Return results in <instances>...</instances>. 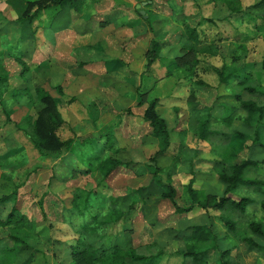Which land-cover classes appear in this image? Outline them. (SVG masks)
<instances>
[{"label": "rangeland", "instance_id": "obj_1", "mask_svg": "<svg viewBox=\"0 0 264 264\" xmlns=\"http://www.w3.org/2000/svg\"><path fill=\"white\" fill-rule=\"evenodd\" d=\"M258 1L241 0L243 9L253 15L242 21L231 15L220 0H88L83 13L74 12L71 27L62 32L51 27L52 10L43 13L34 24L36 38L20 45L29 67L26 77L21 75L23 64L8 50L5 53L3 63L10 74L5 99L9 106L5 108L0 103V198L14 193L18 196L17 206L36 222L40 240L15 244L10 236L19 233L24 237L26 233L0 226V246L12 249L0 252V262L71 264L70 248L78 235L65 222V214L76 211L70 217L80 226L90 217L83 210L85 201L81 202L86 196L99 208L105 206L97 219L106 222L105 229L112 237L108 246L118 244L125 250L135 247L139 254L163 251L158 264H195L182 255L189 241L184 235L193 226L208 225L217 233L219 249H232L238 264H264L260 254L228 234L219 211L195 207L179 215L174 203L162 197L179 152L182 160L171 180L178 189L176 203L191 205L185 186L192 177L198 187L205 186L208 194H224L226 184L219 179L213 163L229 147L218 135L211 141L200 138V125L209 116L213 130H242L254 135L259 128L264 140V119L250 127L240 120L230 127L218 124V115L227 113L229 106H240L241 100L220 82L215 70L226 65L229 71L262 60L264 33L257 25L263 23L260 17L264 13L255 7ZM186 24L197 29L199 41L190 37ZM19 27L15 12L3 2L0 31L13 40L19 36ZM156 42L162 58L148 65V54ZM191 45L196 50L189 54ZM185 54L184 59L171 64ZM195 57L199 64L192 76L187 63ZM257 67L254 65L246 81L262 88ZM198 80L207 84H198ZM26 86L30 88L27 97L13 104L14 89ZM37 87L60 99L65 122L59 135L64 141L70 140L60 151L47 153L38 149L15 124L35 116L43 107L36 96ZM58 87L69 97L62 96ZM234 90L243 99H258L240 86ZM154 97L160 100L158 110L167 119L171 135L168 152L156 161L152 158L158 144L143 118L148 101ZM141 99L145 101L142 105ZM109 137H116L114 148L100 154ZM252 142L251 138L236 137L228 144L242 148L236 162L248 156L247 146ZM252 154L262 159L264 149L254 147ZM109 157L123 164L104 179L102 164ZM88 167L87 173L80 171ZM256 175L264 177V165ZM241 193L258 202L240 221H264L260 205L264 196L251 190ZM74 200L80 201L79 209H74ZM12 206L10 202L0 207V217L5 219ZM119 211H124L125 216L113 221ZM254 237L264 243V239ZM214 249L208 252L204 264H218L219 251ZM127 263L145 264L131 258Z\"/></svg>", "mask_w": 264, "mask_h": 264}, {"label": "trees", "instance_id": "obj_2", "mask_svg": "<svg viewBox=\"0 0 264 264\" xmlns=\"http://www.w3.org/2000/svg\"><path fill=\"white\" fill-rule=\"evenodd\" d=\"M225 3L231 15L244 21L248 13L243 9L241 0H220ZM5 2L16 14L17 23L19 24V36L13 40L8 39L7 34L0 31V103L6 108L8 103L5 99L6 93L9 91V78L10 74L5 69L3 59L7 50L9 54L13 56L18 62L23 64L21 75L26 77L29 72V67L23 60L20 45L27 40H33L36 38V31L34 24L41 18L46 10H52L51 13V27L56 32H62L69 29L72 25L74 12L83 13L88 0H0L1 6ZM255 7L262 8L264 13V0H259ZM253 16V15H250ZM263 21L260 25H257L258 29L264 33V14L260 17ZM213 21L212 19H209ZM181 21V20H180ZM186 30L190 37L196 42L199 41L197 35V29L195 27L185 25ZM256 27V28H257ZM264 39V35H263ZM241 45H244L243 43ZM240 47H243L241 46ZM239 47V46H238ZM160 46L158 42L155 43L154 48L148 54L149 63L153 64L159 56ZM194 45H191L188 49V53H194ZM203 52H211L208 49H203ZM181 56L171 61V64L178 62L179 59H184ZM238 58V57H236ZM188 64L190 74L194 75V70L199 64L198 58H193L191 63ZM257 65L256 72H258L259 85L262 88H258L255 83L247 82L251 76V69ZM218 73L219 80L225 86L234 91L233 94L241 100V105L227 107V113L218 115V124L222 123L227 126H231L235 120L242 121L245 126L250 127L264 119V100H260L259 97H264V53L263 58L258 63H245L240 67H234L228 71L226 65L222 67H215ZM198 84L205 85L203 80L196 81ZM240 86L241 90L249 91L253 95H256L258 99H243L240 93H236L234 90ZM62 96H67L62 87H58ZM30 88L24 87L14 89L13 104L21 102L22 98L27 97ZM37 99L43 104V107L37 112V114L29 115L22 121L15 123L17 128L22 130L34 143V145L47 153L57 152L69 145L70 140L64 141L59 135V129L63 126L65 119L59 109L60 99L54 97L49 91L43 87H37L36 89ZM144 97V94H142ZM69 97V96H67ZM11 102V104H12ZM145 101L141 99L139 104L142 105ZM160 100L158 97H154L148 101V105L144 111L143 118L149 123L150 133L152 138L158 144V150L153 156L152 160L156 161L159 156L165 155L171 145V135L168 128V121L163 117L159 110L158 104ZM211 117L206 118L200 125L199 136L201 139L211 141V137L218 135L220 140L224 142V145L229 147V151L219 154L218 159L214 161V169L217 171L219 179L226 184L224 194L222 196L216 194H208L204 187L197 186L196 178L192 177L188 184H186V192L191 200V205L181 206L176 203L178 196V189L172 185V176L175 174L177 166L182 160L180 152L174 157L172 169L168 173V183L165 184L166 191L162 193L164 199H170L176 206L175 211L179 215L187 214L191 212L195 207L202 208L204 210L214 209L220 212L219 218L226 227L227 232L232 237H237L242 243L246 244L250 251L260 254L264 259V243L255 239L254 236H258L264 239V221L259 219L248 220L247 223H242L240 217L248 215L249 208L256 204L258 201L251 195L241 193V191L251 190L255 193H259L264 196V177L257 176L256 172L261 165H264V158L258 159L252 154L254 147L264 149V140L261 139V129L257 128L254 135L245 133L242 130H234L233 132L213 130L210 128ZM214 120V119H213ZM217 120V119H216ZM240 139H252V144L247 146L249 150L248 156L241 161L235 160L239 157L242 150L241 147L228 145L233 138ZM116 143V137H109L105 145L100 149V154L106 150L114 148ZM116 149V148H115ZM114 149V150H115ZM95 157H98L96 155ZM122 161L116 158L109 157L103 164V178L107 179L118 167L122 165ZM90 168L80 170L83 173H87ZM158 168L156 169V171ZM94 190V194H95ZM95 196V195H92ZM84 198V200H83ZM81 198V202L85 201L83 210L89 214V218L85 219L80 226L73 223L70 216L76 213L65 214V222L68 223L77 233L78 237L75 244L71 246V264H128L127 259L131 258L133 262H143L145 264H158L159 259L164 255L163 251H159L157 254H139L135 247L129 250L123 249L118 244L108 246V243L112 241V237L106 231V222L97 219V215L104 212L105 206L99 208L93 204L87 197ZM18 196L10 194L0 198V207L13 202V206L7 214L6 218L0 217V226H8L14 228L17 231L25 232L23 237L19 233L12 234L10 236L11 241L15 244H27L29 240L39 241V232L37 231V224L35 221L30 220L24 213L20 211L17 206ZM74 209H79L80 201L74 200ZM261 209L264 212V198L260 200ZM110 206H116L115 204ZM134 205L131 206L133 208ZM109 208V206H108ZM73 209V210H74ZM96 214V215H95ZM124 211H119L117 217L113 221L118 222L120 218L125 216ZM239 214V215H238ZM235 215H238L235 218ZM244 224V225H243ZM190 235L187 236L188 243H186V249L182 252V255L186 259H190L195 264L206 263L208 252L213 248L219 251L217 259L218 264H238L233 260L232 249L220 250L217 246V233L208 225H197L191 227ZM51 239L48 237L47 242ZM214 242V243H212ZM12 249H7L4 246H0V252H8ZM0 264H3L0 262Z\"/></svg>", "mask_w": 264, "mask_h": 264}, {"label": "water", "instance_id": "obj_3", "mask_svg": "<svg viewBox=\"0 0 264 264\" xmlns=\"http://www.w3.org/2000/svg\"><path fill=\"white\" fill-rule=\"evenodd\" d=\"M138 6H140V5H138ZM142 13H144V11H142Z\"/></svg>", "mask_w": 264, "mask_h": 264}]
</instances>
